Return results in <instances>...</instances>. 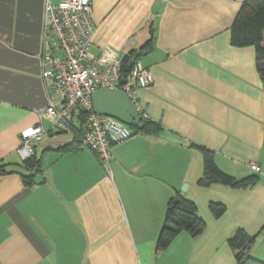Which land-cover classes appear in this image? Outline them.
I'll use <instances>...</instances> for the list:
<instances>
[{
    "label": "crops",
    "instance_id": "obj_1",
    "mask_svg": "<svg viewBox=\"0 0 264 264\" xmlns=\"http://www.w3.org/2000/svg\"><path fill=\"white\" fill-rule=\"evenodd\" d=\"M92 1L95 54H129L153 40L140 58L153 83L138 104L163 130L114 145L104 163L88 149L57 151L72 134L61 138L46 113V0H0V161L14 170L0 176V264H237L228 244L237 230L254 237L249 254L264 263V83L255 47L233 45L231 32L245 0ZM29 127L45 131L33 142L43 177L33 187L23 184L18 154ZM203 148L227 176L258 182L200 186ZM179 195L206 227L157 253ZM210 203L226 212L215 218Z\"/></svg>",
    "mask_w": 264,
    "mask_h": 264
},
{
    "label": "built area",
    "instance_id": "obj_2",
    "mask_svg": "<svg viewBox=\"0 0 264 264\" xmlns=\"http://www.w3.org/2000/svg\"><path fill=\"white\" fill-rule=\"evenodd\" d=\"M92 0L45 2L42 79L49 95L46 113L58 131L72 133L75 114L86 113L82 129L81 149L91 150L101 162H108L114 145L134 136L133 129L123 122L101 114L93 108L92 96L101 88L119 89L138 107V92L150 87L153 76L137 59L125 64L128 54L106 47L100 54L92 51L95 27L92 21ZM128 66L125 83H121ZM42 127H29L21 133L18 154L23 161L34 155L33 142L40 141ZM260 173L258 164L250 165Z\"/></svg>",
    "mask_w": 264,
    "mask_h": 264
},
{
    "label": "trees",
    "instance_id": "obj_3",
    "mask_svg": "<svg viewBox=\"0 0 264 264\" xmlns=\"http://www.w3.org/2000/svg\"><path fill=\"white\" fill-rule=\"evenodd\" d=\"M231 32L233 45L238 47H255L257 52V68L264 83V0H245L232 25ZM152 44L153 40L151 39L139 51H131L126 57L125 64L132 63L133 58L140 61L142 53L149 51L152 48ZM75 115V131L71 133L72 140L59 147L57 149L59 152H75L81 149L82 129L86 124L87 116L82 110L78 111ZM131 128L134 131V135L152 136L159 134L163 130L159 124L147 119H144L142 128ZM63 132L65 133V131H61L60 133ZM33 148L34 155L19 165V168L24 170L21 176L23 184L26 187L35 186L34 179L37 175L41 174V159L37 157L34 146ZM202 151L204 154V173L198 181L200 186H210L219 183L233 189H242L249 188L258 182L259 178L256 175L241 180L227 176L215 165L211 151L204 148ZM13 171L12 164L0 161V176L10 174ZM177 197H179L177 203L174 202L175 197L168 203L165 220L156 241L157 253L165 252L181 232H187L192 237H198L206 227L205 221L198 214L196 204L181 195ZM209 210L215 218H219L226 212V206L221 203H210ZM254 241V237L249 236L243 230H237L228 239V244L235 253L237 264H264L252 258L249 254Z\"/></svg>",
    "mask_w": 264,
    "mask_h": 264
},
{
    "label": "water",
    "instance_id": "obj_4",
    "mask_svg": "<svg viewBox=\"0 0 264 264\" xmlns=\"http://www.w3.org/2000/svg\"><path fill=\"white\" fill-rule=\"evenodd\" d=\"M128 66L124 69V76L121 83H125V78L129 73ZM95 113L115 118L130 127L142 128L145 117L140 113L137 105L129 99L127 94L119 89L101 88L92 96ZM43 182V177L37 175L34 183L39 185ZM187 186L182 188L185 193ZM179 197H175L174 202H178Z\"/></svg>",
    "mask_w": 264,
    "mask_h": 264
},
{
    "label": "rangeland",
    "instance_id": "obj_5",
    "mask_svg": "<svg viewBox=\"0 0 264 264\" xmlns=\"http://www.w3.org/2000/svg\"><path fill=\"white\" fill-rule=\"evenodd\" d=\"M55 131L59 133V135L61 136V138H65L66 141L69 140V139H71V135H69L68 133H60V131H58V130H55ZM181 193L183 194L184 192H181Z\"/></svg>",
    "mask_w": 264,
    "mask_h": 264
}]
</instances>
